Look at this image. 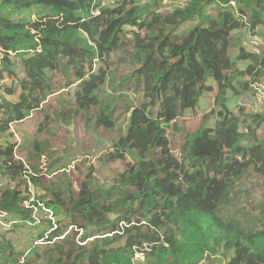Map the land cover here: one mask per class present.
Segmentation results:
<instances>
[{
	"label": "trees",
	"instance_id": "1",
	"mask_svg": "<svg viewBox=\"0 0 264 264\" xmlns=\"http://www.w3.org/2000/svg\"><path fill=\"white\" fill-rule=\"evenodd\" d=\"M263 82L264 0H0V264H264ZM35 112L104 141L45 172Z\"/></svg>",
	"mask_w": 264,
	"mask_h": 264
},
{
	"label": "rangeland",
	"instance_id": "2",
	"mask_svg": "<svg viewBox=\"0 0 264 264\" xmlns=\"http://www.w3.org/2000/svg\"><path fill=\"white\" fill-rule=\"evenodd\" d=\"M236 6V5H235ZM251 38H254L255 40H252ZM251 41H256L257 43L260 41L261 38L257 37H251ZM249 40V41H250ZM251 42V44H253ZM119 67L118 69H120ZM217 86L212 84V88H208L207 93L204 97V106L203 110L209 109L213 101L215 99V95L217 92ZM258 97V102H255L253 96H252V103L249 104V107L254 112H264V97H261L256 94ZM254 100V101H253ZM201 116L200 112H197V116L192 119L193 125L192 128L195 129L198 127L199 124V117ZM42 117V116H41ZM39 117L38 112L34 113V116L32 117V120L26 121L24 124H21L20 126H14L13 129L17 133L19 145L23 139H26L27 141H33L37 140L39 138H45L47 141V146L51 149V158H49L47 155L41 160L40 168H43L45 172H49L50 168L48 169V166L50 163H53L52 161H57L60 159L58 166L60 170L58 173H62L64 170L63 168L68 165V163H71V169L74 167V156H76L80 159H84V154L86 152L88 153H94L96 147L99 145L98 142L104 141V138L101 136L100 138L97 136V134L92 130H87L84 126V124L79 120H74L73 122L69 124H56L53 128H51V135H47L46 133L43 134H37L35 133L36 126L39 124V122L42 120V118ZM35 125V127L32 125ZM22 145H25L24 143ZM261 145H264V142L261 143ZM100 147H103L101 145ZM30 151L27 150L25 153ZM51 159V160H50ZM96 158L95 156L90 155L89 161L91 163H94ZM67 163L66 165L61 164ZM54 169V166H53ZM55 170V169H54ZM105 171V175H110V172ZM67 172H70L69 166ZM86 169L81 172V179L85 176ZM56 172L54 174L50 175V178L52 181L57 182ZM75 178L74 182L76 184H79L80 179H77V175H73ZM76 188H79V185H75ZM256 193L259 192V189L256 187L254 190ZM8 228L0 226V232H3ZM9 230V229H8ZM7 230V231H8ZM36 229L30 230V229H20L18 232H10V235L15 238L16 245L19 249L23 248L26 245H29L32 243V232H35ZM136 258H140L142 261L145 260L144 255L139 254L136 256ZM204 264H207L204 263Z\"/></svg>",
	"mask_w": 264,
	"mask_h": 264
},
{
	"label": "built area",
	"instance_id": "3",
	"mask_svg": "<svg viewBox=\"0 0 264 264\" xmlns=\"http://www.w3.org/2000/svg\"><path fill=\"white\" fill-rule=\"evenodd\" d=\"M251 86L255 89L257 95L264 97V82L260 83V84H252ZM3 218H4V215H0V226L9 227L10 224H7L5 221H3ZM38 223H39V221L37 220L34 223H32L31 225H37ZM139 254H142V253H138L137 256Z\"/></svg>",
	"mask_w": 264,
	"mask_h": 264
}]
</instances>
